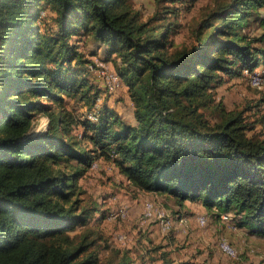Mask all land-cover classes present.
<instances>
[{
    "label": "trees",
    "instance_id": "trees-1",
    "mask_svg": "<svg viewBox=\"0 0 264 264\" xmlns=\"http://www.w3.org/2000/svg\"><path fill=\"white\" fill-rule=\"evenodd\" d=\"M48 10L52 33L42 30ZM180 11L167 6L143 19L131 0H0V264L100 263L88 240L93 229L79 241L70 234L105 214L79 186L99 158L138 192L179 206L202 200L264 237V135L248 132L243 111L212 125L199 110L227 77L241 74L252 85L245 70L264 66V0L219 3L189 49L171 37ZM254 18L263 29L255 37ZM84 38L114 56L118 84L106 88L127 86L134 123L98 104L100 87L82 75L99 69L78 43ZM66 96L96 106V118L76 116ZM40 114L48 127L33 133Z\"/></svg>",
    "mask_w": 264,
    "mask_h": 264
},
{
    "label": "rangeland",
    "instance_id": "rangeland-1",
    "mask_svg": "<svg viewBox=\"0 0 264 264\" xmlns=\"http://www.w3.org/2000/svg\"><path fill=\"white\" fill-rule=\"evenodd\" d=\"M228 1L230 0H131L133 7L142 13L143 19L149 18L154 12L167 6L181 8L178 20L181 23V28L171 35L175 47L180 49L191 48L197 41V29L202 19L216 5ZM45 15L41 19L42 30L45 33H52L56 27L53 13L48 10ZM171 19H173L172 16ZM249 29L253 37L259 36L263 31L256 18H254ZM85 39L79 40L78 43L81 45V49L85 51L86 56L89 59H97L98 62L104 63L107 69H109H105L103 72L101 68L88 71L86 69L82 70V75L86 76L97 87H100L101 97L97 101L98 104L112 109L115 113L118 112L124 117L126 122L134 123L133 103L127 86H121L114 92H109L106 88L110 83L108 82L110 78L105 74L111 73L110 70L113 71L114 62L112 58L114 56L110 58L106 57V45L91 38L85 42ZM255 43L261 44V42ZM255 72L261 74L264 78L263 65L259 66L258 71ZM252 85L254 84L252 83ZM252 85L241 74H233L227 77L223 83L213 88L211 91L212 100L206 104H202L199 110L212 125L221 122L225 112L243 111L244 117L253 126V129H249L248 132L250 134L257 133L264 135V83L263 88H257V86L254 87L255 85ZM66 102L68 108L78 117H85L86 115H90L91 117L93 110L97 108L94 105L91 106L85 101L70 96H66ZM48 124L49 117L47 114H40L36 119L33 133L44 131L48 127ZM97 162H94L86 173L79 178V186L83 190L82 196L85 200L88 202L93 200L98 201L102 205L101 208L105 211V214H97V218L92 219L88 226L79 225L71 230L70 234L75 236V240L79 241L90 229L94 230V233L88 236V240L95 239V244H93L92 248H95L99 253V264H117L123 256H128L133 260L130 264H148L147 261H150L151 264H161V260L152 261L146 255L145 247L149 243L144 236L147 234L148 237H155V241H157L155 243H165L164 239L159 240L160 236L156 237L154 233L151 236L152 231H158L160 235H164L168 240V237L175 234L174 230L178 226L175 221L178 207L173 198L154 192H138L128 182L123 181L118 168L111 160L99 158ZM149 203H152L154 206V216L143 219ZM121 207L127 209V216L124 218H111V211L115 212ZM160 212L166 213V217L170 221L169 226L164 225L155 216ZM227 214L231 215V213ZM222 217L225 216H221V219ZM202 218H200L201 223H203ZM204 219L206 220V218ZM231 220L233 219L226 221L228 226L231 229H236L235 223L231 222ZM176 234H178L177 231ZM247 235L249 237V234L245 232L243 236L236 238L237 247L230 242L229 237H221L220 243L224 239L228 240L236 250V255L232 256L235 258L226 263L241 264L246 262L241 251L242 247L247 246V243H251L252 245L258 244L255 239H246ZM219 238L220 236L215 238L214 244L217 243ZM187 239L178 243L176 253H172L173 256L179 257L182 250L186 247ZM259 264H262V260Z\"/></svg>",
    "mask_w": 264,
    "mask_h": 264
},
{
    "label": "crops",
    "instance_id": "crops-1",
    "mask_svg": "<svg viewBox=\"0 0 264 264\" xmlns=\"http://www.w3.org/2000/svg\"><path fill=\"white\" fill-rule=\"evenodd\" d=\"M121 177L123 181L127 182L123 174H121ZM177 207L175 221L178 226L174 230L175 234L168 237L169 240L164 235H160L158 231H152L151 236L154 233L156 237L160 236L159 240L164 239L165 243H155L157 242L155 237H148L147 234L144 236L149 243L145 247L146 255L152 261L161 260V264H165V260L162 258L163 252H165L167 253L169 264H182L185 262H188V264H228L226 262L231 261L235 257L222 250L220 246L221 237H229L230 242L237 247L236 238L243 236L246 232V234H249L246 239H255L258 244L247 243V246L242 247L241 251L246 262L241 264H259L261 260L262 264H264V237L262 235L254 233L248 227L239 226L234 219L231 221L235 223L236 229H231L225 220L208 210L202 200H187L183 206L177 205ZM202 216L206 218L205 223L200 221ZM143 219H145V216ZM176 231L178 234H176ZM217 236H220V238L214 244ZM186 238H188L186 247L182 250L179 257L173 256L172 253H176L178 243H181ZM155 244H161L159 245L161 248L157 251H147L148 248ZM147 263L151 264L150 261H147Z\"/></svg>",
    "mask_w": 264,
    "mask_h": 264
},
{
    "label": "bare ground",
    "instance_id": "bare-ground-1",
    "mask_svg": "<svg viewBox=\"0 0 264 264\" xmlns=\"http://www.w3.org/2000/svg\"><path fill=\"white\" fill-rule=\"evenodd\" d=\"M98 63H100V62H98ZM245 75L250 79V81H252V83L255 86H257V87H262L263 86L264 78H263V76L261 74L256 73L255 71H250L249 69H246L245 70ZM112 76H114L113 79H112V82L109 83V87L111 88V90L115 89V86L118 84L117 75L114 72H112ZM91 118L95 119L96 116L92 115ZM147 206L148 207H147V210L145 211V217L146 218H151V217L154 216V212H155L154 210L155 209H154V206H153L152 203H149ZM127 213H128L127 209L125 207H121V208H119V210L113 212V215H111V218H124L125 216H127ZM155 216L157 218H159L164 225L169 226L170 221L166 217V213L160 212V213H158V215H155ZM204 218L201 219L203 223H205V221H206ZM222 219L227 221V217L226 216L222 217ZM220 246H221L222 250L225 251L227 254H229L231 256H235L236 255V250H235L234 246L228 240H225V239L222 240L221 243H220Z\"/></svg>",
    "mask_w": 264,
    "mask_h": 264
},
{
    "label": "built area",
    "instance_id": "built-area-1",
    "mask_svg": "<svg viewBox=\"0 0 264 264\" xmlns=\"http://www.w3.org/2000/svg\"><path fill=\"white\" fill-rule=\"evenodd\" d=\"M93 67H98L101 68V71L103 72L105 69H107L106 65L104 63H98L95 60H93L92 63H90ZM109 70V69H107ZM111 73L109 74H105L107 77H109L110 79L108 80L109 82H112V79L114 76H112V71L110 70ZM104 74V73H103ZM116 88V87H115ZM111 215H113V211H111ZM221 216H226L227 217V221H229V219H233V217L227 213H222Z\"/></svg>",
    "mask_w": 264,
    "mask_h": 264
}]
</instances>
